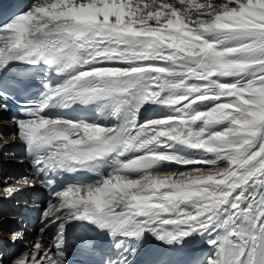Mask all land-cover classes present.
I'll list each match as a JSON object with an SVG mask.
<instances>
[{
  "label": "snow or ice",
  "instance_id": "snow-or-ice-1",
  "mask_svg": "<svg viewBox=\"0 0 264 264\" xmlns=\"http://www.w3.org/2000/svg\"><path fill=\"white\" fill-rule=\"evenodd\" d=\"M13 107L50 246L0 264H264V0H0Z\"/></svg>",
  "mask_w": 264,
  "mask_h": 264
},
{
  "label": "bare ground",
  "instance_id": "bare-ground-1",
  "mask_svg": "<svg viewBox=\"0 0 264 264\" xmlns=\"http://www.w3.org/2000/svg\"><path fill=\"white\" fill-rule=\"evenodd\" d=\"M31 2H32V0H28L25 2V4H30ZM80 109H81L80 106H74L73 111H78ZM3 126H7V125L6 124L5 125L0 124V136H2L3 138H6V141H4V142L0 141V209H2L3 215L6 217H7L6 213L8 211H13V213H15V215H18L14 219L4 218L3 221H1V223H0V239L3 241V243H2L3 245L0 246V249H2V251L7 254V258L9 259V256L11 258V254L9 255V251L7 250L9 247V245H8L9 243H7V241L10 242V240H11V235H10L11 232L10 231L13 229V227L10 229V223L12 224V222H15V221L20 222V225L25 232L24 242H28L27 246L32 245L33 243L31 244V242H33V241L36 242L37 239L40 240L43 247H49L50 245L47 242V240H45L43 237H41L39 232L37 231V228L41 227L40 218L37 217V215H35V214H33L32 216H26V217L22 218L21 216H24V215H19V213L17 212L18 209L15 207L16 206L15 201L8 200V199L4 198L5 193H4L3 189L5 187L15 186V187L20 188V186H23L24 184L17 183L13 179H8L9 177H11V172H12L13 166L16 164L17 161L15 160V155H12V151L10 150V146L8 145V142H10L13 139H9L6 136V134L2 130ZM8 129L9 130L11 129L10 126H8ZM15 143L18 146L22 145L19 140H15ZM13 153H15V152H13ZM40 188L41 187L39 185H37V187L35 189L27 188V190H28L29 194H33L35 196V195H37V193H39L38 190ZM17 200H19L20 202L25 201L23 194L19 195L17 197ZM11 204H13V206H11ZM33 205H34V210H38L39 208L44 206L41 203H38V204L34 203ZM31 207L32 206H29L28 208H31ZM55 207H58V205H56ZM55 207L52 209V211H55ZM7 221H9V224H7ZM46 235H47V230H46ZM29 239H31L32 241H29ZM11 247L12 248H10V249L14 248L13 245Z\"/></svg>",
  "mask_w": 264,
  "mask_h": 264
},
{
  "label": "rangeland",
  "instance_id": "rangeland-1",
  "mask_svg": "<svg viewBox=\"0 0 264 264\" xmlns=\"http://www.w3.org/2000/svg\"><path fill=\"white\" fill-rule=\"evenodd\" d=\"M8 214V212L6 213V215ZM5 218H7L6 216H4ZM7 224H9V221H7ZM11 224V223H10ZM10 233V232H9ZM23 243V244H22ZM28 242H24V241H17L15 244L9 243V247H8V251H9V255L11 254V257L17 258L19 256L20 253H22L25 250V247L27 245ZM34 244L35 241L31 242V244ZM47 243V242H46ZM25 244V245H24ZM48 244V243H47ZM14 246L13 249L11 246ZM24 245V246H23ZM31 246V245H30ZM30 254V253H29ZM12 258V259H14Z\"/></svg>",
  "mask_w": 264,
  "mask_h": 264
}]
</instances>
